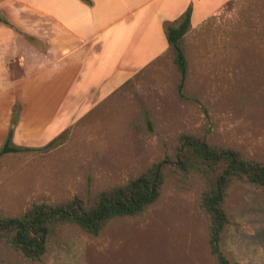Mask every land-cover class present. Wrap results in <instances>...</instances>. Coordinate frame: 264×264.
<instances>
[{
    "label": "rangeland",
    "instance_id": "obj_1",
    "mask_svg": "<svg viewBox=\"0 0 264 264\" xmlns=\"http://www.w3.org/2000/svg\"><path fill=\"white\" fill-rule=\"evenodd\" d=\"M183 95L173 58L163 56L101 99L66 116L63 136L0 156V210L19 215L34 202L96 191L139 175L170 152L178 135L197 132L264 160V0H231L190 29ZM225 253L264 264V191L235 187ZM0 264H32L0 239ZM36 264V263H33ZM38 264H217L195 188L169 180L161 199L118 218L98 236L64 229Z\"/></svg>",
    "mask_w": 264,
    "mask_h": 264
},
{
    "label": "crops",
    "instance_id": "obj_2",
    "mask_svg": "<svg viewBox=\"0 0 264 264\" xmlns=\"http://www.w3.org/2000/svg\"><path fill=\"white\" fill-rule=\"evenodd\" d=\"M230 0H0V148L35 147L169 50L164 23L192 6L191 29Z\"/></svg>",
    "mask_w": 264,
    "mask_h": 264
},
{
    "label": "trees",
    "instance_id": "obj_3",
    "mask_svg": "<svg viewBox=\"0 0 264 264\" xmlns=\"http://www.w3.org/2000/svg\"><path fill=\"white\" fill-rule=\"evenodd\" d=\"M191 16L190 5L180 17L164 23L169 49L176 50L173 61L179 72L178 90L182 95L189 66L182 42L191 29ZM0 20L9 23L1 16ZM19 111L20 104H17L0 156L27 148L11 142ZM176 176L195 188L198 211L205 222L207 243L215 262L241 264L223 250V239L232 222L230 197L240 185L264 191V160L248 156L235 147L217 144L197 132L181 133L170 152L139 175L102 188L87 199L74 195L52 202H34L19 215H7L0 210V239L26 262L41 263L65 228L75 227L98 236L114 220L139 215L157 203L168 181Z\"/></svg>",
    "mask_w": 264,
    "mask_h": 264
}]
</instances>
